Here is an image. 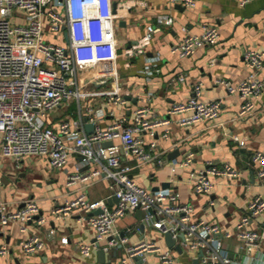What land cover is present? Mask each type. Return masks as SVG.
I'll return each mask as SVG.
<instances>
[{
    "label": "built area",
    "instance_id": "built-area-1",
    "mask_svg": "<svg viewBox=\"0 0 264 264\" xmlns=\"http://www.w3.org/2000/svg\"><path fill=\"white\" fill-rule=\"evenodd\" d=\"M195 7L198 0H170ZM249 0H239L241 4ZM138 0H0V155L20 162L28 155H41L48 159L51 168H61L69 163L74 153H79L86 164L94 163L89 170L80 166L68 176V185L80 181L89 184L100 177L111 178L113 192L118 200L110 207L106 198L93 199L86 190L57 202L52 212L64 220L76 209L79 220L92 226L95 238L82 244V252L89 255L102 240L114 234L113 227L129 210L142 206L147 210L145 220L162 232L171 230L183 251L199 258L202 264H264V252L259 248L264 240L262 229L251 227L253 217L264 213V195L255 194L248 211L241 216L234 227L224 226L217 220L203 216L194 217L195 206L183 201L178 191L169 188L150 189L140 183L131 171L134 165L118 152L119 138L129 158L139 164L163 163L165 158L153 154L158 137L168 138L174 123L181 126L204 122L210 124L220 116L223 98H203L204 82L192 83V94L186 99L175 100L167 114H152L150 105L136 106L131 115L115 116L106 125L101 119L106 114H115L114 104L126 103L118 86L106 89H88V85L101 83L108 76L118 74L115 62L118 56V34L116 22L127 18ZM174 16L158 13L159 22L171 23ZM158 28L150 23L137 40L126 45L122 53L135 56L146 51ZM183 36L173 42L171 50L181 56L193 54L205 44L216 43L220 31L215 24H205L199 33L183 26ZM264 31V24H263ZM68 38H66V34ZM249 72L237 83L226 79L231 93H238L240 107L234 118L243 119L255 110V99L264 92V51L248 47L245 51ZM156 64V63H152ZM148 64L144 72L154 73L156 67ZM180 74L178 79L185 80ZM106 95L105 100L95 106L85 103L86 111L79 118L63 117L51 122L49 114L63 102L77 98ZM105 104V105H104ZM81 105V103H80ZM82 107V105H81ZM94 123V130L88 131L86 124ZM107 140L111 144L104 145ZM196 153L188 150L180 159H173L175 168L190 167L191 185L199 194L212 192L218 178H238L241 170L230 162L218 163L208 160L193 166ZM252 160L258 165V173L264 179V151L257 149ZM3 174L0 171V185ZM175 180L170 178V181ZM153 208V210H151ZM96 209H101L95 212ZM41 207L35 198L26 200L23 206L9 208L7 202H0V232L11 220L21 222L23 230L28 221L38 216V223L45 221ZM184 233V238L180 233ZM238 236L243 240L246 257L231 259L223 247L222 238ZM127 243L125 252L109 264H139L137 256L145 259L149 254L158 256L162 264H176L177 250L167 244L148 237L130 243L129 237L121 233L112 236L111 244ZM27 253L41 251L45 240L36 232L21 240ZM102 247L108 248L109 245ZM8 245H0V254H7ZM260 252V253H259Z\"/></svg>",
    "mask_w": 264,
    "mask_h": 264
},
{
    "label": "crops",
    "instance_id": "crops-1",
    "mask_svg": "<svg viewBox=\"0 0 264 264\" xmlns=\"http://www.w3.org/2000/svg\"><path fill=\"white\" fill-rule=\"evenodd\" d=\"M158 13L172 14L175 19L171 23L159 22ZM150 23L158 29L146 51L125 56L123 48L142 36ZM208 23L219 28L220 38L216 43L202 45L188 56L171 50L172 43L183 36V26L199 33ZM263 24L264 0H249L245 4L239 0H198L195 7L170 0H138L131 15L116 22V29L121 32L118 34L115 62L118 78L110 75L101 83L88 85V89L118 86L126 98V103L114 104L115 114H106L101 119L103 125L122 114L129 118L132 110L140 104L150 105L153 115H166L175 100L186 99L192 94V83L196 80L204 82L203 98L222 97L221 113L215 122L188 126L174 123L168 138L158 137L153 154L156 158L164 155L163 163L155 159L154 162L139 164L135 158L125 154L119 138L114 143L118 144L121 156L134 165L131 174L140 183L153 190L160 186L178 191L183 201L194 204V217L217 220L231 228L248 211L251 198L257 193L264 195V179L252 160L255 150L264 151V92L255 99L252 114L243 119L234 118L240 107V96L229 92L221 80L237 83L246 77L249 72L246 49L255 47L264 51ZM148 64L157 69L151 75L144 72ZM180 74L185 75V80L178 79ZM105 97L90 96L81 102L73 98L53 110L48 119L56 123L63 117L79 118L86 111L85 103L91 101L97 106ZM190 149L196 153L193 166L208 160L228 161L241 170V175L232 179L218 178L209 194L195 192L189 176L191 166L174 168L171 164L174 158H183ZM95 165L84 163L79 153H74L69 163L61 168H51L48 159L41 155L25 156L20 162L0 155L3 174L0 202H7L13 209L35 198L45 217V221L38 223V216H34L25 230L17 219L4 226L0 232V245L7 243L8 252L0 254V264H109L121 257L127 246L120 241L110 243L111 237H117L118 233L126 234L130 243L153 237L167 244L165 233L145 220L147 210L138 206L120 217L113 227L114 234L101 241V246L109 245L108 248L103 247V254L100 253L101 246H95L89 255L82 252V244L95 238L94 228L79 220L78 209L62 220L54 216L52 208L57 202L74 197L83 190L93 199L106 198L109 206L113 207L117 200L112 198L111 178L100 177L89 184L83 181L73 185L67 183L69 174L78 166L81 170H89ZM170 178L175 180L170 181ZM249 225L262 229L264 213L253 217ZM34 232L45 240V247L39 252L27 253L21 246V240ZM222 244L231 259L244 261L246 248L241 238L236 235L224 237ZM259 248L264 252V240ZM194 258L185 250H177L176 264H194ZM139 264L162 263L156 254L151 253Z\"/></svg>",
    "mask_w": 264,
    "mask_h": 264
},
{
    "label": "water",
    "instance_id": "water-1",
    "mask_svg": "<svg viewBox=\"0 0 264 264\" xmlns=\"http://www.w3.org/2000/svg\"><path fill=\"white\" fill-rule=\"evenodd\" d=\"M65 34H66V38H68L67 32H65ZM86 127H87L88 131L91 132V131L94 130V123L88 122L86 124ZM111 143H112V140H107L103 144L104 145H108V144H111ZM159 187L160 186H158L157 188H159ZM112 198H114L115 200H118V197L116 195H113ZM99 211H101V209H96L95 210V212H99ZM180 237L181 238H184V233L183 232L180 233ZM165 239H166V243H167L168 246L175 247L177 250H179L180 252H182V250H183L182 249V246H181L180 243H177L176 242V239L173 236V232L171 230H168V231L165 232ZM103 252H104V249L101 246L100 253L103 254ZM136 259L138 260V262H141L142 261V257H140V256H137ZM194 264H201L200 261H199V258H197V257L194 258Z\"/></svg>",
    "mask_w": 264,
    "mask_h": 264
},
{
    "label": "rangeland",
    "instance_id": "rangeland-1",
    "mask_svg": "<svg viewBox=\"0 0 264 264\" xmlns=\"http://www.w3.org/2000/svg\"><path fill=\"white\" fill-rule=\"evenodd\" d=\"M117 34H119V35L121 34L120 30H118V29H117ZM63 103H65V102H63Z\"/></svg>",
    "mask_w": 264,
    "mask_h": 264
}]
</instances>
